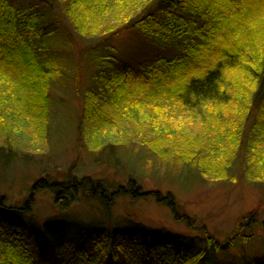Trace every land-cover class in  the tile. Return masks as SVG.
Wrapping results in <instances>:
<instances>
[{"label":"trees","instance_id":"trees-1","mask_svg":"<svg viewBox=\"0 0 264 264\" xmlns=\"http://www.w3.org/2000/svg\"><path fill=\"white\" fill-rule=\"evenodd\" d=\"M35 1L21 6L17 0H0V88L8 89L18 109L43 125L53 105V82L68 80L76 84L80 63L70 57L64 60L60 52L55 56L47 51L52 39L61 36V24L53 18L47 0H38L43 5ZM62 2L76 25L81 18L87 20L95 9L103 15L108 6L115 3L120 8L127 0ZM137 3L138 15L120 27L116 25L109 33L133 27L154 47L155 54L137 65L139 70L127 71L126 63L111 45L97 44L84 51L85 59L82 55L81 62L85 61L89 83L82 94V122L100 127V122L107 121V107L135 100V89L130 86L139 85L144 77L154 86L155 93L164 92L165 100L170 102L179 101L183 105L193 102L195 110L203 102L225 105L220 115H215L210 106L203 122L214 124L217 128L211 134L233 145L227 148L224 168L217 169L215 174L221 179L228 178L229 171L244 165L247 177L263 176L264 0H138ZM56 46V51L62 48L60 39ZM242 91H249V97H244ZM75 92L81 94L79 87ZM245 108L247 119L256 111L249 125L241 118ZM224 115L234 116V122L223 118ZM212 138L207 136V144ZM194 155L188 154L191 159L187 163L205 173L208 170L200 165L210 159L216 161L212 150L201 159L198 152ZM173 156L182 159L183 154L171 151L170 157ZM129 184L128 193L139 198L147 196L148 192L141 191L135 181L129 180ZM108 190L102 181L71 172L65 180L36 179L20 205L0 195V264H207V260H214L208 264H217L219 252L227 253L239 243L251 241L252 237L244 232L245 226L264 229V221L251 213L220 240L196 219L179 214L172 195L156 194L158 202L170 207L176 219L184 220L192 232H202L203 238L198 240L200 236H181L139 224L95 232L90 247L67 256L65 245H54L62 242L63 222L47 221L35 232L26 221L40 191L51 193L62 211L69 209L80 194L109 203L112 195L124 193L115 190L111 195ZM200 244L204 246L196 250ZM51 247H56L57 254L64 255V259H55ZM238 257L242 264H260L256 260H261L249 259L244 253Z\"/></svg>","mask_w":264,"mask_h":264},{"label":"rangeland","instance_id":"rangeland-1","mask_svg":"<svg viewBox=\"0 0 264 264\" xmlns=\"http://www.w3.org/2000/svg\"><path fill=\"white\" fill-rule=\"evenodd\" d=\"M32 1L17 0L21 6ZM137 2L127 0L120 8L114 3L103 15L95 9L96 14L93 11L87 20L81 18L80 23L74 25L62 0H47L53 9V18L61 25L55 23L62 30L59 36L62 48L54 50L59 39L53 38L47 51L55 56L60 52L64 60L70 57L79 61L80 74L76 84L68 80L53 82V105L43 125L18 109L8 89L0 88V195L20 205L36 179L65 180L71 172L102 181L111 195L115 190L124 192L112 195L109 203L80 194L69 209L62 211L51 193L40 191L36 195L26 221L35 232L47 221L63 222L64 237L60 233L62 242L54 245H65L67 256L90 247L89 241L95 232L117 231L139 224L181 236H200L198 240L203 238L202 232L194 233L184 220L176 219L170 207L158 202L156 194L172 195L179 214L196 219L220 240L251 213L264 221V175L249 178L244 165L229 171L228 178L221 179L215 174L217 169L224 168L227 148L233 145L211 134L217 128L214 124L203 125V122L210 106L215 115H220L225 105L203 102L205 104L195 110L193 102L185 105L170 102L165 100L164 92L155 93L154 86L142 77L139 85L130 86L135 89V100H123L121 105L107 107V121L100 122V127L82 122V94L89 83L88 74L84 72L85 61L81 62L84 51L97 44L111 45L126 63L127 71L139 70L137 65L155 54L154 47L133 27L109 33L116 25L120 27L130 17L138 15ZM33 3L43 5L38 0ZM76 87L81 94L75 92ZM242 92L244 97H249V91ZM245 110L241 118L249 125L256 111L247 119L248 110ZM222 117L232 122L235 118ZM208 135L213 137L209 144ZM209 150L213 151L216 161L210 159L200 165L208 172L196 170L187 163L191 159L188 154L195 156L198 152L201 159ZM171 151L183 154L182 159L170 157ZM129 180L135 181L141 191L148 192L147 196L139 198L128 193ZM244 232L252 237L251 241L239 243L227 253L219 252L217 264H242L238 257L241 253L249 259H261L256 261L263 264L264 229L245 226ZM203 246L197 245L195 249ZM51 248L55 259H64V255L57 254L56 247ZM210 261L214 260L206 263Z\"/></svg>","mask_w":264,"mask_h":264}]
</instances>
